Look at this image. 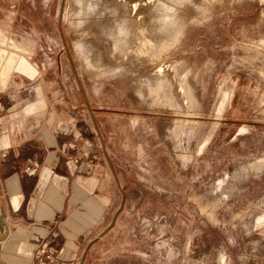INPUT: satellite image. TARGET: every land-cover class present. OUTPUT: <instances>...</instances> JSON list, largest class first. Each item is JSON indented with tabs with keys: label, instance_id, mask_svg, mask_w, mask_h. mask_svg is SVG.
Instances as JSON below:
<instances>
[{
	"label": "rangeland",
	"instance_id": "rangeland-1",
	"mask_svg": "<svg viewBox=\"0 0 264 264\" xmlns=\"http://www.w3.org/2000/svg\"><path fill=\"white\" fill-rule=\"evenodd\" d=\"M0 32L37 70L0 66V136L117 188L90 264H264V0H0Z\"/></svg>",
	"mask_w": 264,
	"mask_h": 264
},
{
	"label": "crops",
	"instance_id": "crops-1",
	"mask_svg": "<svg viewBox=\"0 0 264 264\" xmlns=\"http://www.w3.org/2000/svg\"><path fill=\"white\" fill-rule=\"evenodd\" d=\"M0 38L6 43L1 32ZM14 48L21 50L19 45ZM0 66L4 80L14 71L32 78L37 74L27 58L2 50ZM3 129L0 264H35L39 250L48 243L57 249L61 264H90L99 260L97 257L107 253L103 247L114 228L105 227L104 221L115 210L111 208L117 188L112 178L106 175L105 181L94 173L96 178L80 177L73 187L70 176L61 183L58 179L62 178V147L66 144L61 137L42 131L40 139L33 143L37 151L43 152L39 156L38 152H26L29 141H18L7 125Z\"/></svg>",
	"mask_w": 264,
	"mask_h": 264
},
{
	"label": "built area",
	"instance_id": "built-area-1",
	"mask_svg": "<svg viewBox=\"0 0 264 264\" xmlns=\"http://www.w3.org/2000/svg\"><path fill=\"white\" fill-rule=\"evenodd\" d=\"M35 264H61L58 251L51 243L44 245L35 257Z\"/></svg>",
	"mask_w": 264,
	"mask_h": 264
},
{
	"label": "bare ground",
	"instance_id": "bare-ground-1",
	"mask_svg": "<svg viewBox=\"0 0 264 264\" xmlns=\"http://www.w3.org/2000/svg\"><path fill=\"white\" fill-rule=\"evenodd\" d=\"M122 23V22H121ZM124 23V22H123ZM127 25H129V23H127ZM122 26H124V25H122ZM125 26H126V24H125ZM131 27V26H130ZM127 28V27H126ZM124 29V28H123ZM131 29V28H130ZM124 30H126V29H124ZM127 30H129V29H127ZM160 30H162V29H160ZM121 31V30H120ZM130 31V30H129ZM123 32V31H122ZM125 32V33H124ZM123 33V35L121 36V34H120V38L118 39V41H116V43H119L120 44V42L122 43V42H124V40L126 39V31H124ZM129 36V35H128ZM127 38H129V37H127ZM127 41V40H126ZM129 44V43H128Z\"/></svg>",
	"mask_w": 264,
	"mask_h": 264
}]
</instances>
